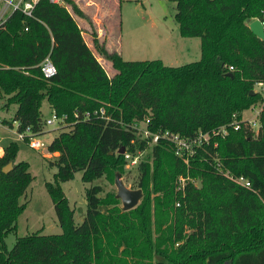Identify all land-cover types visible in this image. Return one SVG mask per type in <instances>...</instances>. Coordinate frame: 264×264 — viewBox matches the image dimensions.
<instances>
[{
	"label": "trees",
	"instance_id": "obj_1",
	"mask_svg": "<svg viewBox=\"0 0 264 264\" xmlns=\"http://www.w3.org/2000/svg\"><path fill=\"white\" fill-rule=\"evenodd\" d=\"M63 1L39 0L33 16L17 10L0 29V94L7 96L4 108L17 104L18 130L44 134L45 99L72 126L48 146L60 153L51 161L58 171L47 189L62 232L42 229L19 236L11 249L6 237L18 228L27 206L21 198L33 175L28 161H17L16 141L4 147L0 264H264V117L256 134L243 123L240 130L228 127L223 138L213 137L218 147L208 145L190 157L188 163L199 165L196 171L160 140L153 149V171L148 162L139 165L144 196L133 209L125 211L114 195L103 197L101 186L92 185L86 189L85 220L77 225L61 186L79 170L89 183L111 168L123 173L127 159L117 152L143 150L152 140L139 139L133 124L149 120L151 132L185 137L213 134L260 101L262 95L251 91L264 82V39L250 22L264 21V0H177L181 35L201 38V58L181 66L125 60L99 43L93 31L96 49L117 70L113 77L74 15L86 14L74 0ZM48 56L57 67L49 78L41 68ZM11 161L13 169L4 173ZM188 171L202 186L188 179L178 184ZM224 171L246 176L252 187L235 183Z\"/></svg>",
	"mask_w": 264,
	"mask_h": 264
},
{
	"label": "rangeland",
	"instance_id": "obj_2",
	"mask_svg": "<svg viewBox=\"0 0 264 264\" xmlns=\"http://www.w3.org/2000/svg\"><path fill=\"white\" fill-rule=\"evenodd\" d=\"M74 1L87 16V18H84L74 13L84 31L85 39L96 56L99 57V61L110 77H113L117 70L113 67L112 62L96 49L93 41V31L97 33V38L99 36V43H104L108 50L120 52L125 60L161 59L168 66H181L201 58V38L184 37L180 33V25L176 19L177 0ZM67 6L72 10L71 5ZM254 90L260 93L263 98L261 86L258 83H256ZM6 101L7 96L0 94V117L8 121L0 125V148L16 141L20 146L17 160L18 162L28 161L33 175V181L26 195L21 198V201L26 202L27 206L18 219V228L6 237L7 246L11 249L19 236H25L42 229L43 234H59L62 232L55 204L47 189V182H54L55 174L58 171L57 166H53L51 161H54L60 153L49 152L48 146L56 136L63 131H70L72 126L65 122L46 124L44 134L39 135L37 138L42 142V146L34 148L30 140L25 141L18 135V126L14 121L17 104L4 108L3 104ZM260 101L258 100L255 104L244 109L241 116L246 119L253 118L252 107L254 105L260 106ZM42 112L44 120L53 118L54 111L47 99L43 101ZM263 117L264 115L253 126L255 134L262 125ZM148 124L147 121L139 123L142 131L138 133L139 137L146 138L143 133L148 129ZM230 131L231 129H229V133ZM213 136L214 138L224 137L217 132ZM155 145L156 141L152 139L147 143L145 149L142 150L137 147L135 157L138 158V164H132L130 161L125 163L123 173H121L127 187L139 188V165L143 161L148 162L151 171H153L155 165L153 149ZM117 153H120V151ZM188 165L193 171L194 169L196 171L199 167L197 163L192 162H189ZM118 172L117 169L111 168L102 178L89 183L83 181V171L79 170L75 173L73 179L61 183L62 189L75 211L74 220L77 225L85 220L88 208L86 189L92 185H100L103 190L101 196L114 195L119 201L118 204L123 207L121 199L116 197L118 189L115 180ZM195 174V172L188 171V177L179 178L178 184L184 183L187 179L199 184L201 179L197 178Z\"/></svg>",
	"mask_w": 264,
	"mask_h": 264
},
{
	"label": "built area",
	"instance_id": "obj_3",
	"mask_svg": "<svg viewBox=\"0 0 264 264\" xmlns=\"http://www.w3.org/2000/svg\"><path fill=\"white\" fill-rule=\"evenodd\" d=\"M38 1L39 0H0V29L6 25L9 18L17 10L22 11L28 16H33V10ZM51 1L59 4L64 3L63 0ZM41 68L44 76L48 78L54 76L57 73V67L50 56L45 58V60L41 64ZM258 84L261 86L263 98L260 101V106L254 105L252 107L254 117L251 119H246L243 118V116L239 117L238 114L235 113L233 116V121L229 124V126H220L218 129L213 131V134H211L210 132H198L194 136L185 137L178 133H173L169 130H166L163 133H154L151 132L148 128L143 133L145 134L146 138H141L138 136V133L142 132L139 127V124H133L131 127L135 131L137 137L141 140H145L152 137V139L155 140L157 144L160 140L166 139L172 147L173 152L177 156L184 158L186 161H189L190 157L194 156L199 149H205L208 145H212L214 148L218 147V142L216 140H213V135L216 132L222 136H225L229 132L228 127H232L234 130H240L243 123L248 124L251 127L257 124V121L262 117V115H264V82H259ZM100 111L102 114L105 113L104 108H101ZM86 116L88 117V114ZM66 118V116L60 117L54 112L53 118L47 119L46 124H60L65 121ZM146 121L149 122V120ZM16 123L19 128V122L16 121ZM3 124H5L4 119L0 117V125ZM18 135L21 139L24 140L28 137L30 143L32 144V147L34 148H40L42 146V142L37 139L38 136H36L30 128H27L24 132L19 131ZM124 155L127 161H130L132 164H138V158L135 157V151L126 149ZM218 166L220 167V164H218ZM220 169L221 171L223 170L221 167ZM224 174L229 179L243 187H246L248 189L252 187L251 181L244 175H234L230 171H224Z\"/></svg>",
	"mask_w": 264,
	"mask_h": 264
},
{
	"label": "water",
	"instance_id": "obj_4",
	"mask_svg": "<svg viewBox=\"0 0 264 264\" xmlns=\"http://www.w3.org/2000/svg\"><path fill=\"white\" fill-rule=\"evenodd\" d=\"M250 28L252 32L257 35L258 37L264 39V23L260 19H255L251 21ZM256 93L255 90L251 91V94L254 95ZM126 150L125 147H122L120 149V153H124ZM14 167V163L11 161L6 166L2 168V171L4 173H8L11 171ZM118 193L116 195L117 198L121 199L123 204V209L125 211L135 208L141 201V199L144 196L143 190L141 188L138 189H132L126 186L122 179V174L118 172L116 174V180H115ZM199 185L202 186V181L199 180Z\"/></svg>",
	"mask_w": 264,
	"mask_h": 264
},
{
	"label": "crops",
	"instance_id": "obj_5",
	"mask_svg": "<svg viewBox=\"0 0 264 264\" xmlns=\"http://www.w3.org/2000/svg\"><path fill=\"white\" fill-rule=\"evenodd\" d=\"M78 21V20H77ZM79 23V22H78ZM80 25V24H79ZM83 35H84V31H83ZM84 38H85V36H84ZM98 38H99V36H98ZM86 40V39H85ZM109 51H112L111 49L109 50ZM95 53V52H94ZM120 53V52H119ZM98 57V56H97ZM98 59H99V57H98ZM53 110V109H52ZM1 150H2V153L0 154V156H2L3 154H4V147L2 148L1 147ZM19 155V154H18ZM18 158V157H17ZM18 161V160H17Z\"/></svg>",
	"mask_w": 264,
	"mask_h": 264
}]
</instances>
